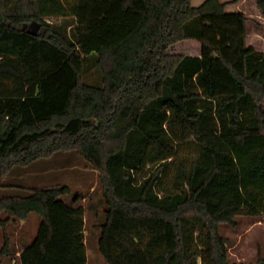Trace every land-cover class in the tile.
I'll list each match as a JSON object with an SVG mask.
<instances>
[{
    "label": "trees",
    "instance_id": "1",
    "mask_svg": "<svg viewBox=\"0 0 264 264\" xmlns=\"http://www.w3.org/2000/svg\"><path fill=\"white\" fill-rule=\"evenodd\" d=\"M231 2L0 0V179L75 151L99 174L107 264H247L220 227L264 214V52ZM67 16L70 33L48 21ZM27 190L0 197V228L40 217L19 263L86 264L69 186Z\"/></svg>",
    "mask_w": 264,
    "mask_h": 264
},
{
    "label": "rangeland",
    "instance_id": "2",
    "mask_svg": "<svg viewBox=\"0 0 264 264\" xmlns=\"http://www.w3.org/2000/svg\"><path fill=\"white\" fill-rule=\"evenodd\" d=\"M202 1L191 0V3L198 5ZM223 1H233L228 4L227 10L245 13L246 43L264 52V17L257 0ZM48 21L69 33L72 29L71 16L49 17ZM84 65V79L91 83L98 82L100 73L92 61L87 60ZM98 178V171L82 155L75 151H58L51 157L35 160L27 166L13 167L8 175L0 179V197L26 195L29 187L68 185L70 193L61 196V199L72 206L81 205L84 209L86 264H107L98 250V225L104 222L106 209ZM39 221V215L32 212L26 219H12L5 228H0V249L5 240L8 247V253L0 257V264H20L18 255L36 235ZM235 221L234 226L223 224L220 227L221 233L227 238L229 259L253 264L264 258V214L254 217L241 215Z\"/></svg>",
    "mask_w": 264,
    "mask_h": 264
}]
</instances>
